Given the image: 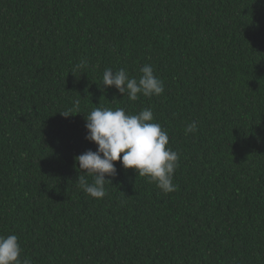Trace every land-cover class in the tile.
Returning a JSON list of instances; mask_svg holds the SVG:
<instances>
[{"label": "trees", "instance_id": "1", "mask_svg": "<svg viewBox=\"0 0 264 264\" xmlns=\"http://www.w3.org/2000/svg\"><path fill=\"white\" fill-rule=\"evenodd\" d=\"M146 64L160 96L102 85ZM96 107L152 110L179 156L175 191L119 161L103 199L79 187ZM9 234L32 264H264V0H0Z\"/></svg>", "mask_w": 264, "mask_h": 264}, {"label": "clouds", "instance_id": "2", "mask_svg": "<svg viewBox=\"0 0 264 264\" xmlns=\"http://www.w3.org/2000/svg\"><path fill=\"white\" fill-rule=\"evenodd\" d=\"M140 73L137 79L123 68L117 71L105 69L102 85L114 86L130 101H137L141 95L150 98L164 93V82L155 75L152 65H144ZM75 104L78 107L79 101ZM60 113L65 118L73 115L71 109ZM154 119L150 108L137 114H127L124 108L92 109L86 116L85 138L97 147L95 151L80 154L75 160L79 169L93 179L89 183L85 176L79 175V187L91 197L103 199L107 195L106 184L111 183L106 176H115V162L119 161L125 169H134L137 175L154 182L164 193L175 191L173 176L179 167V156L168 146L167 131ZM184 131L185 135L195 133L196 123H189ZM22 252L16 234L0 235V264H32L29 258L22 256Z\"/></svg>", "mask_w": 264, "mask_h": 264}]
</instances>
